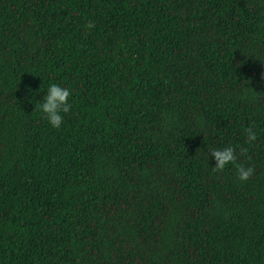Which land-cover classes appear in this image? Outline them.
Segmentation results:
<instances>
[{
    "label": "trees",
    "instance_id": "16d2710c",
    "mask_svg": "<svg viewBox=\"0 0 264 264\" xmlns=\"http://www.w3.org/2000/svg\"><path fill=\"white\" fill-rule=\"evenodd\" d=\"M0 264H264V0H0Z\"/></svg>",
    "mask_w": 264,
    "mask_h": 264
},
{
    "label": "clouds",
    "instance_id": "9594fccd",
    "mask_svg": "<svg viewBox=\"0 0 264 264\" xmlns=\"http://www.w3.org/2000/svg\"><path fill=\"white\" fill-rule=\"evenodd\" d=\"M94 26L92 21L86 23V28L91 29ZM72 90L63 83L49 82L43 96L38 99L39 103L35 106L42 113L43 117L53 128H59L63 122V114L72 109L69 101ZM245 134V143L251 144L257 139V131L251 125L243 129ZM211 157L214 158V170H222L228 164L235 166L236 175L241 181L247 180L254 172L251 165L237 163V148L231 144L225 147H211L209 149ZM239 151L246 152L247 149L240 147Z\"/></svg>",
    "mask_w": 264,
    "mask_h": 264
}]
</instances>
